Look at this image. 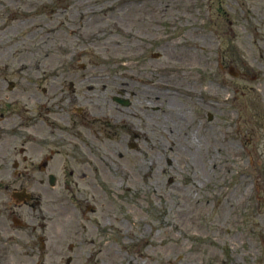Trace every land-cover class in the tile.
I'll use <instances>...</instances> for the list:
<instances>
[{
	"label": "rangeland",
	"instance_id": "374dc122",
	"mask_svg": "<svg viewBox=\"0 0 264 264\" xmlns=\"http://www.w3.org/2000/svg\"><path fill=\"white\" fill-rule=\"evenodd\" d=\"M57 76L68 99L145 124L110 142L105 168L63 172L65 260L264 264V108L248 106L264 104V0H0L2 102L46 99Z\"/></svg>",
	"mask_w": 264,
	"mask_h": 264
},
{
	"label": "flooded vegetation",
	"instance_id": "af4514ba",
	"mask_svg": "<svg viewBox=\"0 0 264 264\" xmlns=\"http://www.w3.org/2000/svg\"><path fill=\"white\" fill-rule=\"evenodd\" d=\"M56 78L59 82L49 84L54 88L43 90L48 97L38 98V102H2L0 98V264H72L73 258L65 260L64 233L59 226L65 213L59 194L65 186L70 187L69 178L64 179L63 172L76 169L77 165L105 168V155L111 150L110 142L114 138L121 140L124 130L132 131L137 140L144 134L141 130L145 124L136 114L138 109L127 116L120 111V115L112 119L104 114L98 102L79 104L73 98L68 99L64 92L66 83L63 78ZM2 81L6 79L0 78V87ZM69 85L75 88V83ZM50 90L54 91L49 93ZM262 93L264 95V91ZM235 101V98L230 101L223 98L218 102L234 106ZM258 103L248 102V106L254 110L264 108L263 102ZM115 106L118 109L135 107L133 102H115ZM89 110L96 113L89 115ZM233 110L238 120L233 119L230 128L240 131L239 109ZM223 111L220 108L221 115ZM253 128L256 134V128L260 127L254 125ZM137 140L130 142L128 148L141 151ZM250 140L251 136L247 143L250 144ZM242 141L239 140L240 146L249 151ZM74 175L70 173L71 177ZM104 206H87L88 213L97 216ZM93 218L91 216L90 220ZM101 218L105 221L107 216ZM102 220L95 225L104 232L108 227ZM74 245L69 244L70 251L74 250Z\"/></svg>",
	"mask_w": 264,
	"mask_h": 264
},
{
	"label": "bare ground",
	"instance_id": "6f19581e",
	"mask_svg": "<svg viewBox=\"0 0 264 264\" xmlns=\"http://www.w3.org/2000/svg\"><path fill=\"white\" fill-rule=\"evenodd\" d=\"M82 53H83V52H82ZM160 84H161L162 86L165 87V88L163 87L164 89H166V90H168V91H171L170 86H168L167 84H164V83H160ZM168 91H167V92H168ZM150 168H151V170H152V167H150ZM177 228H178V227H177Z\"/></svg>",
	"mask_w": 264,
	"mask_h": 264
}]
</instances>
